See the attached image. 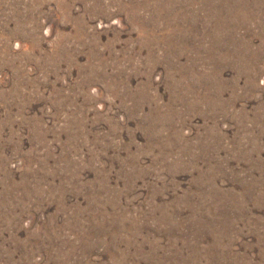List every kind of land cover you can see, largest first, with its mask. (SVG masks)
<instances>
[{
    "label": "rangeland",
    "instance_id": "374dc122",
    "mask_svg": "<svg viewBox=\"0 0 264 264\" xmlns=\"http://www.w3.org/2000/svg\"><path fill=\"white\" fill-rule=\"evenodd\" d=\"M0 264H264V0H0Z\"/></svg>",
    "mask_w": 264,
    "mask_h": 264
}]
</instances>
